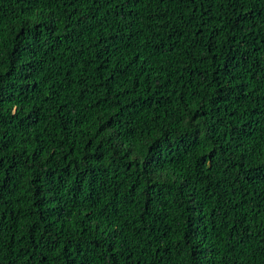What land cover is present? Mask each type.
Returning a JSON list of instances; mask_svg holds the SVG:
<instances>
[{"label": "trees", "instance_id": "trees-1", "mask_svg": "<svg viewBox=\"0 0 264 264\" xmlns=\"http://www.w3.org/2000/svg\"><path fill=\"white\" fill-rule=\"evenodd\" d=\"M0 264H264V0H0Z\"/></svg>", "mask_w": 264, "mask_h": 264}]
</instances>
